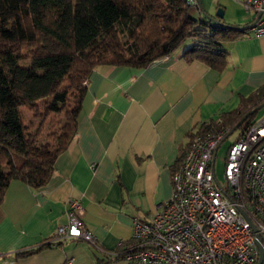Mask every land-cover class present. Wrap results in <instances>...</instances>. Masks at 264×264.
I'll use <instances>...</instances> for the list:
<instances>
[{
    "label": "crops",
    "instance_id": "obj_1",
    "mask_svg": "<svg viewBox=\"0 0 264 264\" xmlns=\"http://www.w3.org/2000/svg\"><path fill=\"white\" fill-rule=\"evenodd\" d=\"M201 2L210 15L223 9L224 24L251 23L243 0ZM185 46L146 68L101 66L92 72L77 133L49 183L33 190L13 181L5 193L0 264H125L118 257L121 244L131 241L135 219L148 220L171 199L172 176L191 136L264 85V37L246 32L224 42L229 59L222 72L187 63ZM72 200L80 201L98 245L68 240L41 248L68 223Z\"/></svg>",
    "mask_w": 264,
    "mask_h": 264
},
{
    "label": "trees",
    "instance_id": "obj_2",
    "mask_svg": "<svg viewBox=\"0 0 264 264\" xmlns=\"http://www.w3.org/2000/svg\"><path fill=\"white\" fill-rule=\"evenodd\" d=\"M192 7L188 0H0V205L13 181L33 190L49 183L77 133L96 68H146L189 41L182 56L187 63L225 70L223 43L243 38L246 27L199 21ZM263 103L264 85L224 114L223 125L234 130ZM24 110L38 122L26 124ZM260 111L240 125V134Z\"/></svg>",
    "mask_w": 264,
    "mask_h": 264
},
{
    "label": "built area",
    "instance_id": "obj_3",
    "mask_svg": "<svg viewBox=\"0 0 264 264\" xmlns=\"http://www.w3.org/2000/svg\"><path fill=\"white\" fill-rule=\"evenodd\" d=\"M188 3L197 5L196 0ZM243 7L252 16L247 32L263 38L264 0H243ZM233 133L218 119L191 136L172 176L171 199L148 220L135 219L131 241L121 244L125 264H259L258 242L264 249V119L230 147L225 181L220 182L218 152ZM82 213L80 201H70L69 221L51 242L97 246Z\"/></svg>",
    "mask_w": 264,
    "mask_h": 264
},
{
    "label": "rangeland",
    "instance_id": "obj_4",
    "mask_svg": "<svg viewBox=\"0 0 264 264\" xmlns=\"http://www.w3.org/2000/svg\"><path fill=\"white\" fill-rule=\"evenodd\" d=\"M202 1V0H200ZM202 3V2H201ZM203 4V3H202ZM201 4V5H202ZM198 6V5H197ZM197 6H193L191 9V16L194 17L195 19L199 20V21H206L208 22V17L214 18L216 20H221L217 17L218 13L220 10H223L221 8H219L217 11L216 10H212L211 11V15L208 14V12L205 11V9L203 8V11H198V7ZM203 7V5H202ZM213 15V16H212ZM245 17V16H244ZM245 21H249L248 17H245ZM185 47H189L191 45V43L189 41H187V43L185 44ZM45 48L55 52L57 49L55 46L50 45L49 43H45ZM24 66H26V64H24ZM42 108H44V102L40 103ZM264 108L259 112L258 117H263L264 114ZM24 114V119L26 124H29L30 122L35 121L36 123L38 122L37 120L34 119V115L31 114L30 112H28L27 110L23 111ZM240 135V130H236L221 146V148L219 149L218 152V156H217V162H216V175L217 178L219 179L220 182H224V174H225V160L228 154V151L230 149V147L237 141L238 137Z\"/></svg>",
    "mask_w": 264,
    "mask_h": 264
},
{
    "label": "water",
    "instance_id": "obj_5",
    "mask_svg": "<svg viewBox=\"0 0 264 264\" xmlns=\"http://www.w3.org/2000/svg\"><path fill=\"white\" fill-rule=\"evenodd\" d=\"M198 3L200 2L201 3V1L200 0H196ZM262 16V14H260L259 15V17L258 18H260ZM217 17L219 18V19H223L224 18V12H223V10H220L219 11V13H218V15H217ZM209 20L211 21V22H213L214 24H219L220 23V21H218V20H216V19H214V18H211V17H209ZM249 27H246V29H248ZM264 108V103L261 105V106H259L258 108H256L255 110H253L252 112H250L247 116H245V118L241 121V123L239 124V126H237L234 130H233V132H235L236 130H238L239 129V127H240V125L250 116V115H252V114H254V113H256V112H258V111H260L261 109H263ZM258 246H259V249H260V254H261V256H260V262H259V264H262V262H263V258H264V249H263V247L261 246V244L258 242Z\"/></svg>",
    "mask_w": 264,
    "mask_h": 264
}]
</instances>
